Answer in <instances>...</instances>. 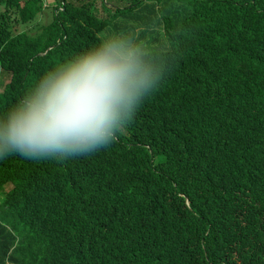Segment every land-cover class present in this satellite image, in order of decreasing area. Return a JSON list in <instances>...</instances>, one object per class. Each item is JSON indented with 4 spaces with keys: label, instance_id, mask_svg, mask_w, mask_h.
<instances>
[{
    "label": "trees",
    "instance_id": "16d2710c",
    "mask_svg": "<svg viewBox=\"0 0 264 264\" xmlns=\"http://www.w3.org/2000/svg\"><path fill=\"white\" fill-rule=\"evenodd\" d=\"M48 8L0 0V114L106 35L155 82L96 153L0 158L27 234L0 217V264H264V0H58L42 25Z\"/></svg>",
    "mask_w": 264,
    "mask_h": 264
},
{
    "label": "clouds",
    "instance_id": "9594fccd",
    "mask_svg": "<svg viewBox=\"0 0 264 264\" xmlns=\"http://www.w3.org/2000/svg\"><path fill=\"white\" fill-rule=\"evenodd\" d=\"M154 82L138 51L119 40L69 55L0 114V158L59 162L96 153L127 131Z\"/></svg>",
    "mask_w": 264,
    "mask_h": 264
},
{
    "label": "rangeland",
    "instance_id": "374dc122",
    "mask_svg": "<svg viewBox=\"0 0 264 264\" xmlns=\"http://www.w3.org/2000/svg\"><path fill=\"white\" fill-rule=\"evenodd\" d=\"M58 0H48L49 3V8L45 9V14L42 18L41 21L39 23H41L42 25L47 24L51 21L52 19V13H53V9L54 6L57 4ZM102 4V0H98V5L101 6ZM39 30V28L34 27V30H32L30 32L31 33H35ZM108 32H103L102 35H106ZM101 35V36H102ZM105 39H103V41L105 40H110L111 38H109V35H106L104 37ZM109 38V39H108ZM9 74L4 73V71H1L0 74V91L3 90L4 86L9 83L10 79H9ZM5 196V194H1L0 195V205H2L4 199L3 197ZM0 217L2 219V221L7 225V228L11 231L14 232L16 234V236L19 238V240H23L24 237L27 235L26 234V229L24 228L23 225L19 224L17 216L16 215H12L10 214L3 206L0 207Z\"/></svg>",
    "mask_w": 264,
    "mask_h": 264
}]
</instances>
